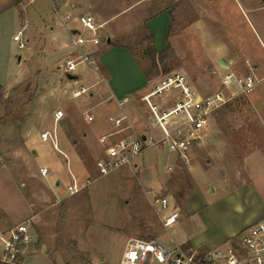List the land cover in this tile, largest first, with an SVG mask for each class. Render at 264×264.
Returning a JSON list of instances; mask_svg holds the SVG:
<instances>
[{"label": "rangeland", "instance_id": "obj_1", "mask_svg": "<svg viewBox=\"0 0 264 264\" xmlns=\"http://www.w3.org/2000/svg\"><path fill=\"white\" fill-rule=\"evenodd\" d=\"M148 1L133 5L126 15L145 9L152 19L170 3ZM253 1L251 4L261 8L260 26L264 30V1ZM208 2L203 7L194 6L192 0H179L172 7L175 14L164 53H155L150 29L144 30L143 25L136 30L138 38L123 42L133 46L145 70L162 74L184 71L200 93L225 90L220 72L221 67H227L216 62L217 56H207L208 48L218 44L223 45L224 59L237 60L230 65L237 74L252 73L260 80L249 93L233 88L235 96L214 114L211 135L200 143L214 149L201 152L202 159L220 151L228 159L233 183H238L241 169L236 166L247 156L244 163L251 162L257 168L255 182L264 193V40H255L261 30L249 20L254 14L241 10L240 0ZM171 20L167 16L158 18V28H169ZM212 51L216 54L218 50ZM18 52L22 54L21 63L17 67L15 59L12 70L4 73L5 87H0V223L7 227L29 224L34 240L24 264H118L129 238L158 239L170 250L175 243L189 239L187 233L196 219L183 210L172 227L162 224L152 204L150 195L155 192L145 181L143 165L99 172L95 165L102 155L97 146L99 133H90V138L81 134L82 127L91 129L95 121H87L72 100L59 103L45 98L51 88L44 77L48 73L37 71L39 56L29 55L27 45ZM258 60L260 66L253 67ZM8 82L16 87L6 89ZM107 101L108 96L102 100ZM58 108L64 114L55 120L53 111ZM44 131L56 134L60 150L52 140L40 139ZM155 136L160 137L161 132ZM153 151L158 156L154 168L157 175L170 176L172 171L167 167H173L175 153L162 143L148 147L142 155ZM177 163L181 168L166 180L164 195L173 196L176 206L182 207L194 182L187 163ZM41 167L47 169L46 176L41 175ZM70 169L79 171L82 181L92 180L76 194H69L66 188L71 181Z\"/></svg>", "mask_w": 264, "mask_h": 264}, {"label": "crops", "instance_id": "obj_2", "mask_svg": "<svg viewBox=\"0 0 264 264\" xmlns=\"http://www.w3.org/2000/svg\"><path fill=\"white\" fill-rule=\"evenodd\" d=\"M127 1L0 0V87H5L4 73L12 70L11 67L15 59L17 67L22 61V54L18 52V41L14 39L15 35L20 34L27 45L29 55L34 53L39 56L37 71L40 70L43 74L48 73L44 77L49 79L51 96L48 95L45 98L53 99L59 103L67 99L72 100L81 114L83 109H90L94 113L95 123L90 127L91 129L82 127L81 134L84 138H90V133L94 131L95 135L99 133V142L102 136L109 134H111L110 141L132 136L143 137L146 132L156 135L157 132H160V128L149 105L144 100V95L162 87L168 77L172 75L182 74L185 76L188 85L197 97L223 92L232 95L231 99H233L235 96L233 88H239L235 85L226 86L221 80L228 72L234 71L230 65L233 62L237 63V60L229 58L227 61L224 59L222 44L208 48L207 56L210 59L217 56L216 62L220 63L219 60L222 58L228 63L227 68L221 67L220 72V81L225 90L200 93L184 71L172 70L162 74L159 71L145 70L139 63L133 46L123 40L138 38L136 30L143 25L144 30L149 31L148 28L150 29L152 41L155 42V53H164L169 47L170 30L175 14L172 7L179 0H156L157 3L163 1L170 3L152 19L147 17L145 9L136 12L135 15H126L132 10L129 9L133 5H142L149 2L148 0H130L131 2L128 3ZM192 1L194 6L206 7L209 4V0ZM240 1L242 3H239L241 10H248L254 14L249 20L261 30L255 40L263 41L264 30L260 26L262 22L261 8L251 4L253 0ZM116 8L117 10H114ZM82 15H91L95 19L98 26V44L87 43L81 46L72 44V39L76 35L83 34L87 37L90 35L79 21V17ZM125 15L126 17L123 18L122 16ZM162 16H167L168 19L172 18L169 28L167 26L163 29L158 28L160 21L157 19ZM119 18L122 19L117 20ZM163 21H165L163 24H168L166 20L163 19ZM214 49L218 50L216 54L212 51ZM80 51L91 54L96 60V65L82 63L77 66L75 71L66 72V61L75 58ZM258 52L259 50H257V54ZM246 62L252 68L250 62ZM259 66V60L253 62V67ZM255 69L257 70V68ZM80 85L89 86L91 93L81 99H75L72 93ZM13 87L16 86L12 82H8L6 89ZM107 96L108 101L102 102ZM123 98H127V102L120 106L119 101ZM183 98L182 90L173 85L154 94L151 101L160 112H166L173 109ZM122 111L128 115L132 128H123L118 131L109 122L108 117L118 115ZM214 114L209 119L202 137L190 146L187 153L189 162L176 153L172 157L173 167L172 165L167 167L169 171H172L170 176L161 178L157 175V171L154 169L158 159L156 151L146 156L141 155L136 163V167L143 165L145 181L150 186L149 188L154 189L152 192L161 194H164L166 180L180 170L181 166L177 163L178 160L187 163L188 173L194 186L188 194L185 204L182 207H177L173 196L166 195L171 203L179 209L180 216L181 212L186 210L189 216L196 219L187 233L189 239L181 242L185 247L210 249L223 246L226 242L237 240L244 228L264 220V193L255 182V177L258 176L257 168L251 162L247 165L244 163L247 156L243 158L240 166H236L241 168L238 171V183H233L234 173L229 169L232 166L229 165L228 159L223 154L221 155V151L216 152L215 156L211 155L213 159L212 157L202 159L201 152L214 150L200 143L211 135ZM175 117H178L181 122L184 121L181 114H176L172 118ZM54 119L58 120L55 115ZM195 144L199 146H194ZM97 146L103 155L104 145L100 142V145ZM75 173L79 176V171ZM56 184L59 185L60 181L56 180ZM30 249L31 246L28 253Z\"/></svg>", "mask_w": 264, "mask_h": 264}, {"label": "built area", "instance_id": "obj_3", "mask_svg": "<svg viewBox=\"0 0 264 264\" xmlns=\"http://www.w3.org/2000/svg\"><path fill=\"white\" fill-rule=\"evenodd\" d=\"M79 21L90 35L88 37L83 34L76 35L72 39V44L75 46L87 43L98 44V26L95 19L91 15H82ZM14 39L18 41L19 48L26 46L20 34L15 35ZM82 63L96 65V60L91 54L80 51L75 58L66 61L65 71L71 73ZM222 82L226 86H237L242 93H249L260 80L252 73L241 76L231 71L223 77ZM173 85L182 90L184 98L173 109L160 112L151 101V97L163 88ZM90 93L89 86L80 85L72 95L73 98L78 99ZM231 98L232 95L223 92L197 97L185 76L176 74L168 77L162 87L144 95V100L160 128L161 136L156 137L146 132L143 137L132 136L111 141V134L102 136L100 142L104 145V150L103 155L97 157L95 161L97 169L101 174H107L123 165L136 167L137 159L148 147L162 143H166L170 151L189 162L187 153L190 146L202 137L211 116L225 106ZM126 102L127 98H123L119 101V105L122 106ZM176 114H181L184 121H179L178 117L172 118ZM54 115L56 119H59L63 116V110L56 109ZM82 115L89 122L95 121L90 109H83ZM108 120L118 131L123 128H132V123L124 111L118 115H110ZM40 138L42 141L52 140L54 147L60 150L56 134L53 136L49 131H44L40 134ZM66 158L69 165V158L67 156ZM39 171L43 176L48 174L44 167H41ZM70 175L71 181L66 186L69 194L82 191L92 181L90 178L82 181L71 169ZM151 200L166 228L176 224L180 218V211L167 196L155 192ZM33 240L34 236L29 224L21 222L7 227L0 223V264H24L25 256ZM118 264H264V220L244 228L237 240L230 241L225 247L199 249L185 247L184 243H175L170 250L163 241L158 239L129 238Z\"/></svg>", "mask_w": 264, "mask_h": 264}, {"label": "water", "instance_id": "obj_4", "mask_svg": "<svg viewBox=\"0 0 264 264\" xmlns=\"http://www.w3.org/2000/svg\"><path fill=\"white\" fill-rule=\"evenodd\" d=\"M263 1H264V0H263ZM219 62H220L222 65L226 66V67L228 66V63H227L224 59H222V58L219 60Z\"/></svg>", "mask_w": 264, "mask_h": 264}]
</instances>
